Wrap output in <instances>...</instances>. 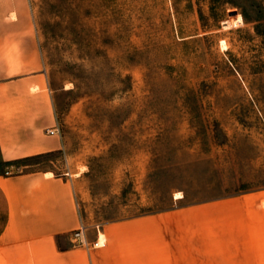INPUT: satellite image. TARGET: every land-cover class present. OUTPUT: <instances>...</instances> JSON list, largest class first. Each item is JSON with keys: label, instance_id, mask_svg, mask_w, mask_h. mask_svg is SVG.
Wrapping results in <instances>:
<instances>
[{"label": "rangeland", "instance_id": "rangeland-1", "mask_svg": "<svg viewBox=\"0 0 264 264\" xmlns=\"http://www.w3.org/2000/svg\"><path fill=\"white\" fill-rule=\"evenodd\" d=\"M29 2L63 150L0 173L68 176L107 264L146 249L117 234L188 236L163 218L181 209L202 212L203 259L209 238H239L208 221L241 223L264 189V0Z\"/></svg>", "mask_w": 264, "mask_h": 264}, {"label": "crops", "instance_id": "crops-1", "mask_svg": "<svg viewBox=\"0 0 264 264\" xmlns=\"http://www.w3.org/2000/svg\"><path fill=\"white\" fill-rule=\"evenodd\" d=\"M34 22L29 0H0V162L6 164L63 150ZM240 204L241 223L208 221L210 231L243 232L237 239L209 238L208 258L203 259L202 212L187 208L163 218L182 219L166 225L176 224L188 236L143 244L117 234L121 246L146 249L140 255L130 250L108 264H264V189L243 194ZM81 224L88 227L68 176L0 173V264H107L105 247H73L72 233ZM86 237L97 241H91L89 230ZM155 246L169 249L155 255Z\"/></svg>", "mask_w": 264, "mask_h": 264}, {"label": "built area", "instance_id": "built-area-1", "mask_svg": "<svg viewBox=\"0 0 264 264\" xmlns=\"http://www.w3.org/2000/svg\"><path fill=\"white\" fill-rule=\"evenodd\" d=\"M51 134H54L53 132ZM58 135L60 136V132L58 130ZM87 227L84 224H81L80 228L73 232V244L76 247L84 248L88 251L92 249L102 248L105 246V242L101 243L100 237L94 243H89L86 238Z\"/></svg>", "mask_w": 264, "mask_h": 264}, {"label": "trees", "instance_id": "trees-1", "mask_svg": "<svg viewBox=\"0 0 264 264\" xmlns=\"http://www.w3.org/2000/svg\"><path fill=\"white\" fill-rule=\"evenodd\" d=\"M41 157H43V156H41ZM35 158H39V157L27 158V159H24V160H21V161H17V162H14V163H10V164H21V163H25V162H28L30 160H33Z\"/></svg>", "mask_w": 264, "mask_h": 264}, {"label": "bare ground", "instance_id": "bare-ground-1", "mask_svg": "<svg viewBox=\"0 0 264 264\" xmlns=\"http://www.w3.org/2000/svg\"><path fill=\"white\" fill-rule=\"evenodd\" d=\"M178 199H181L182 198V195L181 194H178V197H177ZM104 241V238H103V236L101 237V243H104L103 242Z\"/></svg>", "mask_w": 264, "mask_h": 264}]
</instances>
